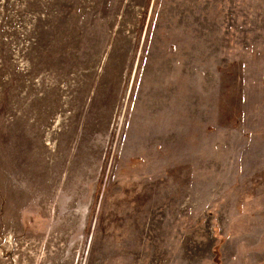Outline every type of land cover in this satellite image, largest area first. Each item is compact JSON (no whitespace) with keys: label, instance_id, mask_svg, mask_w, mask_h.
Here are the masks:
<instances>
[{"label":"rangeland","instance_id":"rangeland-1","mask_svg":"<svg viewBox=\"0 0 264 264\" xmlns=\"http://www.w3.org/2000/svg\"><path fill=\"white\" fill-rule=\"evenodd\" d=\"M0 264H264V0H0Z\"/></svg>","mask_w":264,"mask_h":264}]
</instances>
